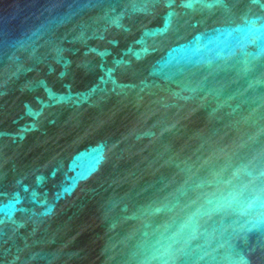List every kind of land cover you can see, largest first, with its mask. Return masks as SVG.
<instances>
[{
	"label": "water",
	"instance_id": "95a60500",
	"mask_svg": "<svg viewBox=\"0 0 264 264\" xmlns=\"http://www.w3.org/2000/svg\"><path fill=\"white\" fill-rule=\"evenodd\" d=\"M0 264H264V0H0Z\"/></svg>",
	"mask_w": 264,
	"mask_h": 264
}]
</instances>
